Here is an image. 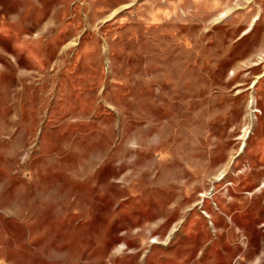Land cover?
Masks as SVG:
<instances>
[{
	"label": "rangeland",
	"instance_id": "374dc122",
	"mask_svg": "<svg viewBox=\"0 0 264 264\" xmlns=\"http://www.w3.org/2000/svg\"><path fill=\"white\" fill-rule=\"evenodd\" d=\"M0 264H264V0H0Z\"/></svg>",
	"mask_w": 264,
	"mask_h": 264
}]
</instances>
